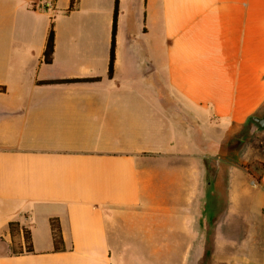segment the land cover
Here are the masks:
<instances>
[{
    "label": "crops",
    "instance_id": "0c3cea01",
    "mask_svg": "<svg viewBox=\"0 0 264 264\" xmlns=\"http://www.w3.org/2000/svg\"><path fill=\"white\" fill-rule=\"evenodd\" d=\"M70 1L0 0V264H264V0H119L112 77Z\"/></svg>",
    "mask_w": 264,
    "mask_h": 264
},
{
    "label": "trees",
    "instance_id": "16d2710c",
    "mask_svg": "<svg viewBox=\"0 0 264 264\" xmlns=\"http://www.w3.org/2000/svg\"><path fill=\"white\" fill-rule=\"evenodd\" d=\"M79 0H71L70 1V8H74L76 3ZM119 12V0H115V7H114V15H113V27H112V40H111V49H110V58H109V67H108V75L109 77L113 76L114 71V62H115V49H116V30H117V17ZM55 49V29L53 21L50 24V29L48 33L47 43L44 50V61L46 63H50L53 58ZM94 81L98 80V78H87V79H63V80H56V81H47V82H73V81ZM5 87L0 85V91H4ZM248 169L249 173L253 175L256 180H260V174L258 176L255 175L254 170L245 165ZM50 225L52 230L53 236V243L54 249L56 251H63L66 249L64 237L60 225V221L57 217H52L50 219ZM9 234H10V251L14 255L23 254L25 252H32V239L30 231L27 229H22L21 225L17 221H11L8 224Z\"/></svg>",
    "mask_w": 264,
    "mask_h": 264
},
{
    "label": "rangeland",
    "instance_id": "374dc122",
    "mask_svg": "<svg viewBox=\"0 0 264 264\" xmlns=\"http://www.w3.org/2000/svg\"><path fill=\"white\" fill-rule=\"evenodd\" d=\"M263 137H261L260 136V134H256V133H254V136H253V141H254V143L256 142V145H257V149L259 148V147H261V140L263 141L264 139H262ZM262 160L261 159H258V160H255V161H252V162H248L246 165H248V166H250L253 170H254V172H255V175L256 176H258L259 175V169H260V167H261V164H262Z\"/></svg>",
    "mask_w": 264,
    "mask_h": 264
},
{
    "label": "water",
    "instance_id": "95a60500",
    "mask_svg": "<svg viewBox=\"0 0 264 264\" xmlns=\"http://www.w3.org/2000/svg\"><path fill=\"white\" fill-rule=\"evenodd\" d=\"M254 121H256L257 123H259V125H261V126L264 125V119H257V118H255Z\"/></svg>",
    "mask_w": 264,
    "mask_h": 264
}]
</instances>
